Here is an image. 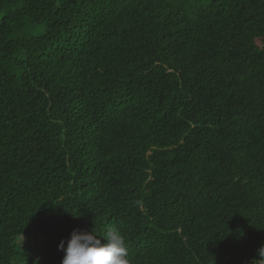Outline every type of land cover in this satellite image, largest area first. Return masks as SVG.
<instances>
[{"label":"trees","instance_id":"1","mask_svg":"<svg viewBox=\"0 0 264 264\" xmlns=\"http://www.w3.org/2000/svg\"><path fill=\"white\" fill-rule=\"evenodd\" d=\"M109 227L130 264L259 259L264 0H0V264Z\"/></svg>","mask_w":264,"mask_h":264},{"label":"clouds","instance_id":"2","mask_svg":"<svg viewBox=\"0 0 264 264\" xmlns=\"http://www.w3.org/2000/svg\"><path fill=\"white\" fill-rule=\"evenodd\" d=\"M58 250L64 253L61 264H130L125 238L112 227L102 237L93 230L74 229L66 245L64 240L60 241ZM257 255L259 259H254L252 264H264V245Z\"/></svg>","mask_w":264,"mask_h":264},{"label":"rangeland","instance_id":"3","mask_svg":"<svg viewBox=\"0 0 264 264\" xmlns=\"http://www.w3.org/2000/svg\"><path fill=\"white\" fill-rule=\"evenodd\" d=\"M257 42L259 43V40ZM15 244L26 260H34L35 264H41L37 256L45 246V239L42 235L32 232L27 238H17Z\"/></svg>","mask_w":264,"mask_h":264}]
</instances>
